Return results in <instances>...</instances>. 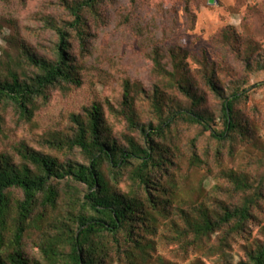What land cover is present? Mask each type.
<instances>
[{
	"label": "rangeland",
	"instance_id": "rangeland-1",
	"mask_svg": "<svg viewBox=\"0 0 264 264\" xmlns=\"http://www.w3.org/2000/svg\"><path fill=\"white\" fill-rule=\"evenodd\" d=\"M73 1L0 0V80L9 78L8 64L14 59L26 62L24 46L37 56L56 58L58 34L46 20L58 26L70 22L73 17L67 4ZM85 19L84 39L75 29H69L70 54L78 65L81 86L63 83L48 89L47 97L37 100L31 121L22 120L13 105L0 103V155L7 154L19 163L18 149L27 146L53 154L62 163L83 162L77 147L54 144L59 137L65 140L73 136L77 124L72 115L84 117L86 109L94 104L102 106L114 137L124 144H128L127 138L142 143L141 131L130 126L126 118L125 86L129 85L133 108L142 124L159 122L151 103L156 85L162 90L165 110L187 105L188 100L155 69L153 57L159 51L162 64L173 70V50L180 58L186 55L184 67L205 94L204 108L214 114L215 128L223 127L219 119L221 99L203 78V60L215 66V81L225 94L248 89L247 97L237 104L247 126L246 137L220 142L203 133L199 125L179 121L161 141L170 146L179 166L174 206L184 207L191 219H196L199 205L212 213L221 210L220 202L240 204L246 195L254 193L253 184L259 181L264 194V0H214V4L209 0H101L96 11H86ZM27 65L23 72L32 75L37 71ZM180 72L185 71L181 68ZM194 154L206 163L192 165ZM230 169L245 175L250 186L235 190L225 177ZM158 179L173 190L163 172ZM12 195L22 198L18 189ZM252 214L242 229L227 226L197 239L172 208L170 215L159 219L156 232L148 234L153 247L137 264L250 261L251 254L264 244V196L254 205ZM38 242L34 232L26 239V251L32 258L42 257ZM112 254V264H129L125 256L120 259L116 252Z\"/></svg>",
	"mask_w": 264,
	"mask_h": 264
},
{
	"label": "trees",
	"instance_id": "trees-1",
	"mask_svg": "<svg viewBox=\"0 0 264 264\" xmlns=\"http://www.w3.org/2000/svg\"><path fill=\"white\" fill-rule=\"evenodd\" d=\"M100 2L68 3L73 19L63 26L46 20L58 34L56 58L37 56L24 46L26 62L14 59L8 64L9 78L0 80V103L13 105L22 120L31 121L37 100L46 98L48 89L63 83L81 86L78 65L70 54L69 29H75L84 39L85 13L96 11ZM170 55L172 71L162 64L159 51L153 57L155 69L188 100L187 105L169 110L167 107L165 114L162 90L156 85L151 103L159 114V122L142 124L133 108L129 85L125 86L123 104L129 109L126 118L130 126L141 131L142 143L127 138L128 144H124L114 137L102 106L94 104L86 109L84 117L73 114L77 124L74 135L65 140L59 137L54 144L77 147L83 162L62 163L53 154L27 146L18 149L19 163L7 154L0 155V264H112V251L120 259L125 256L127 263L137 264L153 247L148 234L156 232L159 219L170 215L172 208L184 218L189 233L194 232L197 239L227 226L232 230L244 227L253 215L252 208L264 196L262 181L253 184L254 193L246 195L240 204L220 202L221 210L212 213L199 205V215L191 219L184 207L174 206L175 198L178 199L174 192L178 188L175 172L179 166L170 146L161 141L179 121L199 125L203 133L220 142L235 136L246 137L247 126L237 104L247 97L248 89L238 88L225 94L215 81V66L208 59L203 60V78L221 99L219 119L223 127L215 128L214 114L204 108L205 94L198 90L184 67L186 55L180 58L173 50ZM24 64L36 67L37 71L32 75L23 72ZM1 120L0 110V133ZM190 162L196 166L206 163L196 154ZM160 172L170 180L173 190L158 179ZM225 177L235 190L250 186L245 175L236 170L230 169ZM78 185L84 189L80 190ZM15 189L22 192V198H13ZM33 232L39 239L41 258H32L26 251V239ZM239 264H264V244L251 254L250 261Z\"/></svg>",
	"mask_w": 264,
	"mask_h": 264
},
{
	"label": "water",
	"instance_id": "water-1",
	"mask_svg": "<svg viewBox=\"0 0 264 264\" xmlns=\"http://www.w3.org/2000/svg\"><path fill=\"white\" fill-rule=\"evenodd\" d=\"M210 4H214V0H209Z\"/></svg>",
	"mask_w": 264,
	"mask_h": 264
}]
</instances>
